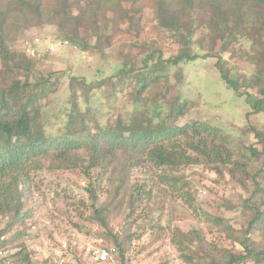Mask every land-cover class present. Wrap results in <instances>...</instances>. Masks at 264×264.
<instances>
[{
	"label": "trees",
	"instance_id": "obj_1",
	"mask_svg": "<svg viewBox=\"0 0 264 264\" xmlns=\"http://www.w3.org/2000/svg\"><path fill=\"white\" fill-rule=\"evenodd\" d=\"M244 15L254 22L247 34L253 49L244 55L254 66L247 87L259 90L258 96L246 97L250 118L264 112V0H0V218L7 222L0 236L13 234L0 243V264L9 260L47 264L21 242L26 233L14 230L33 216L29 206L42 171L81 169L90 199L89 215L84 218L103 229L95 233L103 243L97 248H116L120 264H136L127 254L141 239L131 221L140 203L145 198L154 202L159 216L150 225L149 235L150 244H156L166 234L159 218L165 198L184 195L189 185L184 172L192 165H203L223 180L229 177L248 195L243 212L247 223L242 234L221 218L212 220L214 227L227 231L232 248L211 244L199 230L183 232L176 227L170 241L183 264H264V242L250 237L251 232L264 231V133L252 127L261 148L249 146L242 151L233 149L228 133L207 122H182L193 105L181 99L169 80L173 67L201 58L192 40L197 26L206 29L211 42V50L203 57L216 58L218 66L222 52L236 39L232 31ZM35 27H53L56 40L65 39L70 47L91 55L111 50L117 30L133 33L132 39L119 45L120 67L112 76L90 84L83 78L71 79V108L58 135L45 125L42 101L47 105L53 99L59 80L52 81L50 76L32 80L44 57H30L16 44L18 34ZM144 32H156L159 40L141 38ZM165 39L182 44L183 49L167 58L161 44ZM214 44H220L221 52ZM219 70L228 87L237 90L235 80L220 66ZM182 76L179 68L178 81ZM102 86L108 87L109 102L116 99L115 90H126L131 110L108 119L102 116L99 106L90 102L95 97L93 89ZM79 88L86 112L77 103ZM82 151L86 159L80 156ZM261 159V166L254 169L253 162ZM140 167L156 172V185L165 188L159 200L157 194L144 195L141 186L130 192V175ZM121 207L128 213L118 229L112 222ZM66 246V264H112L93 262L90 255V261L83 262L70 243Z\"/></svg>",
	"mask_w": 264,
	"mask_h": 264
},
{
	"label": "rangeland",
	"instance_id": "obj_2",
	"mask_svg": "<svg viewBox=\"0 0 264 264\" xmlns=\"http://www.w3.org/2000/svg\"><path fill=\"white\" fill-rule=\"evenodd\" d=\"M253 23L252 17H241L238 28L232 31V36L236 39L231 40L227 49L222 52L223 59L218 66L216 58L203 57L211 50V42L207 39L206 29L197 26L192 40L194 50L201 58L173 67L169 78L176 86L181 99L193 105L190 114L182 122L190 119L207 122L228 133L232 137L233 149L242 151L249 146L261 148L251 131L252 127L264 133V112L253 114L250 118L247 116L252 111L246 102L247 94L256 97L259 93L258 89L250 90L247 87L254 66L244 57L253 49L251 37L247 35ZM128 32L125 29L117 30L114 47L97 55H91L77 46L48 51V42L56 40L57 33L53 27H35L23 35H17V48L23 52L26 42H32L35 38L41 40L38 56L44 58L37 64L36 73L30 76L31 79L50 76L52 81L59 80L58 91L53 99L47 105L42 101V110L46 116L45 125L52 135L61 134L67 123V112L71 108L72 98L71 79L83 78L90 84L116 73L120 67L119 45L133 36V33ZM148 36L149 41L159 40L156 32H144L141 38L147 40ZM166 39L162 40L161 44L167 58L183 49L182 44ZM214 45L212 47L221 52L220 44ZM219 66L227 77L235 80L237 90L228 87ZM179 68L183 72L181 81L176 78ZM106 89L108 87L102 86L101 89H93L91 92L92 95L95 94L90 101L91 105L99 106L102 116L108 119L113 117L112 114L121 115L131 110V97L126 90L114 89L116 99L113 97L112 100H115L109 102V91ZM77 94V103L83 112H86L87 104L81 88ZM80 156L86 159L87 154L82 151ZM261 164L262 159L253 162L252 166L258 169ZM155 175L156 172L149 167L135 169L130 175V192L132 193L136 186H141L144 195L157 194L159 200L165 188L156 185ZM184 178L189 184L184 195L165 198V208L159 218L166 234L164 239L156 244H150L149 235L150 225L159 216L154 210V202L145 198L140 203L139 212L131 221L134 232L141 235V239L132 244L127 254L134 257V263L183 264L180 253L170 241V234L176 227L183 232L199 230L211 244L228 248L233 247V241L227 237V231L221 232L220 229L223 228L218 229L212 225L213 219L221 218L238 232H245L247 220L243 217V212L248 195L229 177L223 180L203 165H192L185 170ZM36 181L38 190L34 192L29 206L33 216L25 225L14 229L15 232L22 230L26 233L21 242L37 259L45 260L47 264H57L59 257L66 254L64 244L69 243L77 250L83 262L90 261V250L103 244L102 239L97 238L95 233H100L103 229L84 218L89 215L90 199L84 191L88 182L82 170L46 169L37 176ZM104 195L102 199L105 198ZM127 213L124 208H119L115 212L112 225L119 229L127 218ZM6 224L7 222L0 218V231L6 228ZM12 235L9 232L6 238H11ZM250 237L256 242H264V231L251 232ZM11 262L13 261L9 260L6 264H12Z\"/></svg>",
	"mask_w": 264,
	"mask_h": 264
},
{
	"label": "built area",
	"instance_id": "obj_3",
	"mask_svg": "<svg viewBox=\"0 0 264 264\" xmlns=\"http://www.w3.org/2000/svg\"><path fill=\"white\" fill-rule=\"evenodd\" d=\"M41 43L40 38H35L32 42L25 43V53L30 57H35L39 54L38 45ZM70 47V43L66 40H51L48 42V51H55L57 48H67ZM6 240V236H0L1 241ZM66 244H64V248H66ZM89 255L92 258L93 262L96 263H107L110 262L112 264H120L118 261V250L116 248H94L90 250ZM57 264H66V256L62 254Z\"/></svg>",
	"mask_w": 264,
	"mask_h": 264
}]
</instances>
